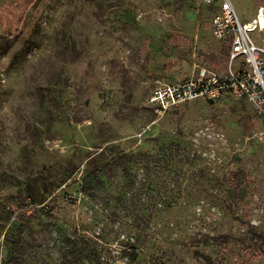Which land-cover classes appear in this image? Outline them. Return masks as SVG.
<instances>
[{
  "label": "rangeland",
  "instance_id": "374dc122",
  "mask_svg": "<svg viewBox=\"0 0 264 264\" xmlns=\"http://www.w3.org/2000/svg\"><path fill=\"white\" fill-rule=\"evenodd\" d=\"M231 1L242 21L264 4ZM217 5L0 0V264L18 221L32 227L28 264H264V117L226 94L147 103L159 82L227 69ZM92 168L103 185L85 194Z\"/></svg>",
  "mask_w": 264,
  "mask_h": 264
},
{
  "label": "built area",
  "instance_id": "2783aa9c",
  "mask_svg": "<svg viewBox=\"0 0 264 264\" xmlns=\"http://www.w3.org/2000/svg\"><path fill=\"white\" fill-rule=\"evenodd\" d=\"M201 1L213 4L217 0ZM218 1L210 29L214 38L229 43L227 69L199 65L195 73L157 83L147 97L155 111L163 113L194 99L213 100L226 94L245 99L264 117V4L257 5L254 15L242 21L231 0ZM253 32L258 33L257 38Z\"/></svg>",
  "mask_w": 264,
  "mask_h": 264
},
{
  "label": "trees",
  "instance_id": "16d2710c",
  "mask_svg": "<svg viewBox=\"0 0 264 264\" xmlns=\"http://www.w3.org/2000/svg\"><path fill=\"white\" fill-rule=\"evenodd\" d=\"M143 153V152H142ZM146 154V153H145ZM135 154L133 153H121L117 156L119 162H126L131 159V156ZM230 186L233 189V197L234 199L237 196V190L240 192L243 191V187L241 183L245 181V171L243 169L231 170L229 172ZM103 185L102 178V168H92L89 170H85L82 180L79 185L80 191L85 194H91L94 189L99 188ZM29 193L23 195V204L27 205L29 203H33L34 200H29ZM36 209V218H42L44 215L50 216L51 207L48 208L39 206ZM35 211V210H34ZM10 228V229H9ZM32 227L31 223H24L22 221L14 222V224L8 227L6 230L7 238L10 235V245L6 253L4 264H28L25 253L27 252V248L32 246L31 242V233ZM253 237L260 239L259 249L264 252V238L257 234L255 231L252 232ZM29 235V237H27ZM233 236L231 234H220L215 237L219 243L229 241ZM258 241V240H257Z\"/></svg>",
  "mask_w": 264,
  "mask_h": 264
},
{
  "label": "crops",
  "instance_id": "0c3cea01",
  "mask_svg": "<svg viewBox=\"0 0 264 264\" xmlns=\"http://www.w3.org/2000/svg\"><path fill=\"white\" fill-rule=\"evenodd\" d=\"M177 78H179V77H176L175 79H177ZM174 80V79H173Z\"/></svg>",
  "mask_w": 264,
  "mask_h": 264
}]
</instances>
